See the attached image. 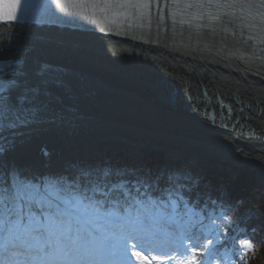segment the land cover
<instances>
[{"label": "snow or ice", "instance_id": "snow-or-ice-1", "mask_svg": "<svg viewBox=\"0 0 264 264\" xmlns=\"http://www.w3.org/2000/svg\"><path fill=\"white\" fill-rule=\"evenodd\" d=\"M84 2L102 3L107 7L101 11L115 9L141 28L160 29L166 18L173 25L207 21L195 27L215 36L237 22L253 27L250 17L264 32V0ZM154 6L161 10L155 17ZM9 8L12 14L3 17L5 22L19 23V9L21 18L31 17L37 28L63 23L57 10L68 13L65 0H17L5 6L6 13ZM178 15L188 19L177 20ZM45 40L34 33L21 44L0 46V264H133L132 257L151 264L149 256L172 264H234L238 250L231 233L236 226L228 216L233 206L209 197L224 209L209 215L204 207L208 186L202 189V179L184 166L103 158L36 173L18 158L35 130L72 125L79 118L76 104L86 85L65 65L45 58L50 54ZM240 243L253 247L246 239Z\"/></svg>", "mask_w": 264, "mask_h": 264}, {"label": "bare ground", "instance_id": "bare-ground-1", "mask_svg": "<svg viewBox=\"0 0 264 264\" xmlns=\"http://www.w3.org/2000/svg\"><path fill=\"white\" fill-rule=\"evenodd\" d=\"M17 18L19 23L14 20L5 22L3 17H0V46L9 44L15 46L23 43L27 35L40 33L46 38L45 48L50 50V54L45 58L77 68L81 71L80 74L83 72V75H86L76 74L84 83L94 79L106 85H113L116 82L128 84L132 89L134 87L143 95L145 94L156 106L163 105L177 110H188L191 105L199 110L197 104L187 102L184 98L186 96L202 98V89L210 101L209 105L215 109H217L215 101L219 98L232 107L231 120L239 117L240 123L250 126L257 135L246 137L244 133L235 134V132L224 131L209 121L207 125L224 134L225 138L218 137L220 140L223 139L225 142L238 140L240 146L251 148L252 152H257L259 155L251 158V154L245 150L242 155L244 158L253 164L257 163L255 159H259V162L264 164V147L256 148L257 144H264V112L256 111L258 107L264 110V69L258 64L242 63L234 58L224 59L232 70L225 67L223 61L221 63L218 60L219 57L212 53L183 47L175 48L170 45L169 30L166 33L158 32L153 36L154 38L146 39L154 44H139L125 37L108 35L101 29H94L86 22L79 24L64 22V25L61 23L37 28L30 23V19ZM171 93H174L175 99L165 102V98ZM103 94L104 92L100 89L86 85L84 93L76 104L79 117L83 114L93 116L96 120H92L90 124L83 121L80 124V121L76 120L68 130L51 126L41 127L31 134L24 148L18 150V158L25 160L35 172L39 169L43 173L60 171L79 148L85 146L87 149L99 137H104L105 134L98 132L119 130V127L115 126L114 128L104 127L107 125L106 115L98 114L103 107L114 108L111 105L107 107L106 103L94 98L107 97V94ZM233 97L238 102L234 101ZM136 102L135 100L134 103ZM246 105L251 106L252 110L242 109ZM121 131L123 139H128L131 144H137L148 137L152 141L158 139L155 136L146 135L143 131L132 134L130 131ZM45 143L48 144L51 155L47 164L40 167L37 156L41 145ZM213 145L209 144L210 148L207 149L214 150ZM231 153L235 155L232 150ZM132 261L134 264H145L143 261H137L135 257H132Z\"/></svg>", "mask_w": 264, "mask_h": 264}, {"label": "rangeland", "instance_id": "rangeland-1", "mask_svg": "<svg viewBox=\"0 0 264 264\" xmlns=\"http://www.w3.org/2000/svg\"><path fill=\"white\" fill-rule=\"evenodd\" d=\"M64 22L66 23L67 21ZM64 22L62 23V25H64ZM107 34L114 35L111 33ZM130 41H135L139 44H154V42H151L150 40H145L144 42L136 40ZM65 66L71 73L79 75V72H81L80 70H77V68L71 67L69 65ZM80 75H83V72ZM93 76L96 77L95 75ZM85 85L90 88L92 87L100 89L104 92L103 95L107 94V97L97 96L94 98L106 103L107 107L108 105H111L114 108L105 109L103 107V110H99L100 112L98 114L106 115L107 125H104V127L107 126V128H114L115 126L119 127V130H116V132H98L102 135L105 134L104 137H99L96 141L93 142V145L91 147H88L87 149L85 146L79 148L71 155V158L67 160V163L73 162L76 156L82 157V153L91 158L93 156V153L95 154L98 149H101L104 147V145L108 144L117 145L120 148L119 150H126L127 148L134 154V156H136V158L143 156V151L146 149H150L154 152L162 151L166 153L168 164H171V160L174 161L177 159L199 162L200 164L212 163L216 161V159L224 162L229 161L236 166L248 167L250 169L256 170L258 172L260 180L264 183V164L259 162V159H255L257 163L253 164L250 160L242 156L245 150H248L247 153L251 154V158L255 156L258 157V153L252 152L253 150H251V148L247 149L243 145V147L240 146L238 140L233 142H225V140L223 139L220 140V138L218 137H224V134L217 132L216 129L211 128L207 125V119L201 117L200 107L196 113H189L187 109L177 110L168 108L163 105L156 106V104L152 103L153 101H149V98L145 96V94L143 95L141 91L139 92V90H136V88L134 89L133 87L132 89L130 85H123L119 82H116L113 85H106L102 81L99 82L92 79L85 82ZM169 97H166L164 101H169ZM187 97L188 96H186L185 98ZM135 100L137 101L136 103H134ZM164 105L166 104L164 103ZM234 109H236V107H234ZM242 109L251 111L252 107L246 106ZM96 111L98 112V110ZM77 120L80 121V124L81 121L90 124L92 120L96 119L93 116L89 117L82 114L81 117H79ZM50 126L56 129L64 128L67 130L71 127L70 125ZM131 128H134V130H131ZM121 130L127 132L130 131L131 134L133 132L137 133L138 131H143L144 133H146V135L150 137L152 135L158 139L156 141H152V139L148 137V139H145L144 141H141L137 144H131L128 142V139H123ZM106 132L108 135L106 134ZM209 144H214L213 146H215V149L208 150L207 148H210L208 147ZM257 145L258 146H256V148H259L260 146L264 147V144L259 143ZM231 150L235 153V155L231 153ZM86 160L90 159L87 158ZM129 161L130 162H128V164L133 163V161L137 162L136 159H131ZM221 212L223 211L220 210L218 214H220ZM252 251L253 248H244V252ZM143 254L145 256H148L147 253ZM148 259L152 264H172V261L166 258L151 260V257L149 256ZM260 264H264V260Z\"/></svg>", "mask_w": 264, "mask_h": 264}, {"label": "trees", "instance_id": "trees-1", "mask_svg": "<svg viewBox=\"0 0 264 264\" xmlns=\"http://www.w3.org/2000/svg\"><path fill=\"white\" fill-rule=\"evenodd\" d=\"M143 153L141 163L157 165L163 164L166 159L163 152L145 150ZM105 158H111L120 163H126L129 160L128 154L123 152L116 155L108 152ZM99 159L103 158L98 157L96 160ZM180 163L178 162L177 165ZM199 177L203 181L202 189L205 184L208 186L204 207L209 214L224 211L219 207L218 201L212 204L209 197L211 201L220 197L221 200H226L233 206L228 216L236 226L231 233L236 240L235 248L238 250L234 264H260L264 260V183L260 180L258 172L248 167L216 160L203 166V172ZM254 205L258 206V210L251 213V216L247 215ZM220 227L228 231L226 225L221 224ZM245 239L252 243V252H243L240 241ZM212 264H221V261L213 260Z\"/></svg>", "mask_w": 264, "mask_h": 264}, {"label": "water", "instance_id": "water-1", "mask_svg": "<svg viewBox=\"0 0 264 264\" xmlns=\"http://www.w3.org/2000/svg\"><path fill=\"white\" fill-rule=\"evenodd\" d=\"M120 32V30H118ZM134 34L132 33V37L133 39L137 40V41H142L144 42L145 38L144 39H141L138 38L137 34H136V37H133ZM132 39V40H133ZM255 43V42H254ZM238 44L237 46H235V50L234 52H231V51H227V53H224L226 56H228L229 58L231 59H235V60H238L240 61L241 58L243 59L244 57H248L250 56V54L253 52H255V49L257 50L256 52L258 51H261L257 46L256 44L251 46V44L253 43H250V44H247L246 45V42L244 41L241 42V41H237ZM245 51H248L249 53H245ZM218 60L220 62L223 61V64L225 65V67H228L230 69L231 66H229L226 61L224 62V58H221V56H218ZM233 70V69H232ZM202 98H198V97H195V98H185V100L187 102H193L195 104H197L199 107H200V110H201V117H204L205 119H207L212 125H216L218 127H220L222 130H227V131H231V132H235V134H238V133H244L246 137L248 136H256V131L254 129H252L250 126H244L243 124L240 123L239 121V117H237L236 119L234 120H231L232 119V113H233V109L232 107L225 103V102H222L219 98H217V100L215 101V104L217 105V109H215L214 107H211V105H209V102L208 101V98L206 97V95L204 94V90L202 89ZM169 99L170 100H174L175 99V96H174V93H171L169 94ZM234 101L238 102L237 99L233 98ZM229 110H231V114H229ZM189 113H196L198 111L197 107L196 106H193L191 105V108L188 109ZM258 111H263L262 109H260L258 107ZM264 140V138H263Z\"/></svg>", "mask_w": 264, "mask_h": 264}]
</instances>
